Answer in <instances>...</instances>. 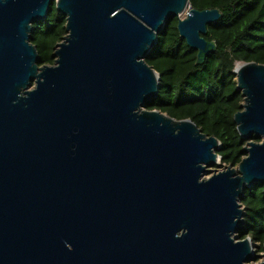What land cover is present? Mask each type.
Returning <instances> with one entry per match:
<instances>
[{"label":"water","instance_id":"obj_1","mask_svg":"<svg viewBox=\"0 0 264 264\" xmlns=\"http://www.w3.org/2000/svg\"><path fill=\"white\" fill-rule=\"evenodd\" d=\"M67 17L55 64L40 65L34 24ZM187 11L184 18L181 15ZM196 50L218 8L190 0H0V264H250L241 205L264 185V64L239 62L238 168L192 119L147 105L146 60L168 22ZM215 171V170H214ZM236 234L239 237H236ZM260 264H264V261Z\"/></svg>","mask_w":264,"mask_h":264},{"label":"trees","instance_id":"obj_2","mask_svg":"<svg viewBox=\"0 0 264 264\" xmlns=\"http://www.w3.org/2000/svg\"><path fill=\"white\" fill-rule=\"evenodd\" d=\"M190 4L201 10L220 9L222 18L208 27L205 36L216 42V50L197 64L198 52L180 36L178 18H172L146 60L161 83L157 98L146 108L177 120L192 119L220 140L221 163L216 166H238L247 142L261 139H244L237 129L234 115L243 109L244 96L234 70L239 62L264 64V0H190ZM66 22L53 4L47 18L34 24L31 42L39 52L40 65L55 64L53 53L67 34ZM241 205L245 210L241 239L250 237L264 245V185L246 188Z\"/></svg>","mask_w":264,"mask_h":264},{"label":"rangeland","instance_id":"obj_3","mask_svg":"<svg viewBox=\"0 0 264 264\" xmlns=\"http://www.w3.org/2000/svg\"><path fill=\"white\" fill-rule=\"evenodd\" d=\"M187 14V11L184 12L181 17L184 18ZM236 168H238V166H235ZM227 168L226 165H219V166H214L211 167V171L209 174H204V177H209L212 174H214L215 172H219V171H223ZM215 170V171H214ZM236 237H239V235L236 234ZM255 254L257 255V258L255 260H253L252 262H250V264H260L261 262L264 261V245H261L259 242H255Z\"/></svg>","mask_w":264,"mask_h":264}]
</instances>
